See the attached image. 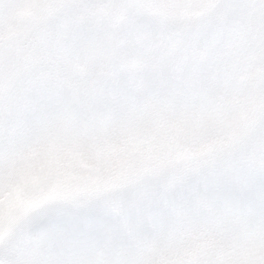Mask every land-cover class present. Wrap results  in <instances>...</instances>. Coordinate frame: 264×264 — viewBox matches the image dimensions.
I'll return each mask as SVG.
<instances>
[{
    "label": "snow or ice",
    "instance_id": "obj_1",
    "mask_svg": "<svg viewBox=\"0 0 264 264\" xmlns=\"http://www.w3.org/2000/svg\"><path fill=\"white\" fill-rule=\"evenodd\" d=\"M0 264H264V0H0Z\"/></svg>",
    "mask_w": 264,
    "mask_h": 264
}]
</instances>
